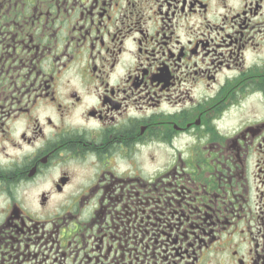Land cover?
Instances as JSON below:
<instances>
[{
    "label": "flooded vegetation",
    "instance_id": "flooded-vegetation-1",
    "mask_svg": "<svg viewBox=\"0 0 264 264\" xmlns=\"http://www.w3.org/2000/svg\"><path fill=\"white\" fill-rule=\"evenodd\" d=\"M0 264H264V0H0Z\"/></svg>",
    "mask_w": 264,
    "mask_h": 264
}]
</instances>
